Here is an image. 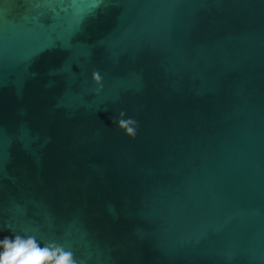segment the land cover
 Here are the masks:
<instances>
[{"label":"water","instance_id":"1","mask_svg":"<svg viewBox=\"0 0 264 264\" xmlns=\"http://www.w3.org/2000/svg\"><path fill=\"white\" fill-rule=\"evenodd\" d=\"M14 234L80 264H264V0H0Z\"/></svg>","mask_w":264,"mask_h":264},{"label":"clouds","instance_id":"2","mask_svg":"<svg viewBox=\"0 0 264 264\" xmlns=\"http://www.w3.org/2000/svg\"><path fill=\"white\" fill-rule=\"evenodd\" d=\"M101 76L94 72L92 81L101 86ZM97 92L100 91L98 87ZM120 113L117 128L126 137L134 139L137 134V122L133 118L124 119ZM0 264H80L72 249L51 241L41 243L33 235H5L0 239Z\"/></svg>","mask_w":264,"mask_h":264}]
</instances>
